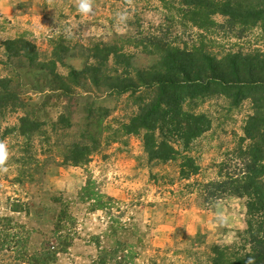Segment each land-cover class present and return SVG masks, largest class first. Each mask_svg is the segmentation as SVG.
Returning <instances> with one entry per match:
<instances>
[{"label":"rangeland","instance_id":"rangeland-1","mask_svg":"<svg viewBox=\"0 0 264 264\" xmlns=\"http://www.w3.org/2000/svg\"><path fill=\"white\" fill-rule=\"evenodd\" d=\"M180 11L161 0H94L87 15L76 0H0V141L10 153L0 264H211L213 247L238 241L244 201L207 199L203 187L228 182L247 102L235 106L222 86L186 100L184 111L212 121L186 151L172 144L199 167L187 179L179 157L150 159L146 131L125 129L154 99L158 86L144 82L162 73L166 51L221 61L264 51L259 30L243 33L221 15L197 29ZM23 117L37 126L25 135Z\"/></svg>","mask_w":264,"mask_h":264},{"label":"trees","instance_id":"trees-1","mask_svg":"<svg viewBox=\"0 0 264 264\" xmlns=\"http://www.w3.org/2000/svg\"><path fill=\"white\" fill-rule=\"evenodd\" d=\"M161 1H176L182 17H189L197 29L210 26L211 16L221 15L228 18L229 25L242 28L243 33L259 30L260 37H264V0ZM9 45L6 48L11 49ZM227 64L228 71L219 69ZM159 66L162 73L151 74L149 82H144L145 86H158L154 99L131 118L125 129L128 134L146 131L143 145L150 159L167 162L179 157L181 179L197 175L199 167L194 160L180 154L172 146L173 142L186 151L212 125L207 116L184 111L182 106L186 100L216 95L211 90L222 86L228 87V99L235 106L249 104L243 136L237 137L235 147L228 154L231 157L228 182L209 183L203 190L207 199L224 194L241 199L246 210L245 228L239 233L238 241L213 247L210 263L264 264V51L256 48L248 53H228L221 61L209 53L169 50L163 53ZM226 73L228 79L223 75ZM60 91L65 89L62 87ZM18 122L21 135L30 133L32 125L37 127L34 123L28 126L25 117ZM134 128L137 130L133 131ZM156 131L160 132V142L155 140ZM82 159L81 156L76 161Z\"/></svg>","mask_w":264,"mask_h":264},{"label":"clouds","instance_id":"clouds-1","mask_svg":"<svg viewBox=\"0 0 264 264\" xmlns=\"http://www.w3.org/2000/svg\"><path fill=\"white\" fill-rule=\"evenodd\" d=\"M78 11L82 14H91L93 12L94 0H76ZM120 20H124L125 17L121 15ZM10 153L8 146L5 142L0 141V169H3V166L8 161Z\"/></svg>","mask_w":264,"mask_h":264}]
</instances>
